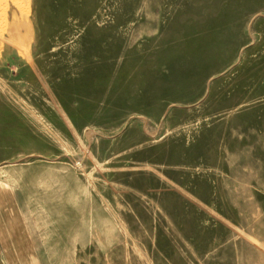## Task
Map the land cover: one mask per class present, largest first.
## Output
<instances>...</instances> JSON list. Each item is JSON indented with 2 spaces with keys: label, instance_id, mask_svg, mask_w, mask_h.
<instances>
[{
  "label": "rangeland",
  "instance_id": "374dc122",
  "mask_svg": "<svg viewBox=\"0 0 264 264\" xmlns=\"http://www.w3.org/2000/svg\"><path fill=\"white\" fill-rule=\"evenodd\" d=\"M0 188L38 264H264V0H0Z\"/></svg>",
  "mask_w": 264,
  "mask_h": 264
},
{
  "label": "crops",
  "instance_id": "0c3cea01",
  "mask_svg": "<svg viewBox=\"0 0 264 264\" xmlns=\"http://www.w3.org/2000/svg\"><path fill=\"white\" fill-rule=\"evenodd\" d=\"M37 251L20 203L0 188V264H38Z\"/></svg>",
  "mask_w": 264,
  "mask_h": 264
}]
</instances>
